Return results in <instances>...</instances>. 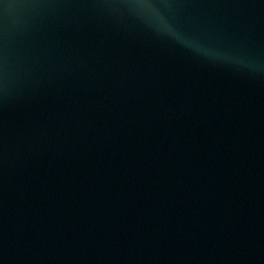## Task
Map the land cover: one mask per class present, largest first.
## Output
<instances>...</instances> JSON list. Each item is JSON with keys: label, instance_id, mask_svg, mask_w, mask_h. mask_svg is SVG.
I'll return each instance as SVG.
<instances>
[{"label": "water", "instance_id": "water-1", "mask_svg": "<svg viewBox=\"0 0 264 264\" xmlns=\"http://www.w3.org/2000/svg\"><path fill=\"white\" fill-rule=\"evenodd\" d=\"M0 264H264V0H0Z\"/></svg>", "mask_w": 264, "mask_h": 264}, {"label": "clouds", "instance_id": "clouds-1", "mask_svg": "<svg viewBox=\"0 0 264 264\" xmlns=\"http://www.w3.org/2000/svg\"><path fill=\"white\" fill-rule=\"evenodd\" d=\"M155 11V10H154ZM157 19L160 21V23L163 25V31L165 34L172 36L173 38H176L178 42L183 44L184 46L194 49V50H199V46L196 41L191 40L189 38L183 37L180 34H178L174 29L171 28L170 25H168L164 20L163 17L159 15L158 12L155 13Z\"/></svg>", "mask_w": 264, "mask_h": 264}]
</instances>
